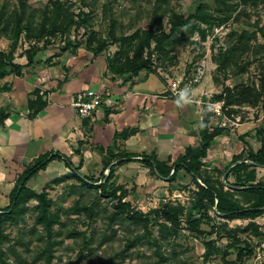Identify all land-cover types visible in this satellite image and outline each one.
<instances>
[{
	"label": "rangeland",
	"instance_id": "1",
	"mask_svg": "<svg viewBox=\"0 0 264 264\" xmlns=\"http://www.w3.org/2000/svg\"><path fill=\"white\" fill-rule=\"evenodd\" d=\"M54 1L61 7L59 23L66 18L81 21L85 18L83 14L89 16L94 32L92 46L97 48L99 44L104 45L100 56L105 57L109 66L136 59L147 61L145 70L158 74L173 91H185V97L197 98L202 111L203 107L209 106L211 127L222 131L215 138L217 143H213V152L220 145L225 149L234 147V139L246 142L244 136L239 135L243 129L248 130L251 139L249 151L260 147L258 131L264 130L262 104L224 108L223 101L213 100L222 94L227 97V88L233 90L240 86L259 84L264 66V0H259L257 6L245 4L244 0H0V6L6 8L10 19L14 20L15 15L25 11L26 22L33 23L32 33L38 35L44 32L45 35L30 39L24 32L15 53V61L26 57V52L33 47L54 49L57 52L77 50L68 46L77 35V42L83 43L79 48H85L89 34L84 35L83 29L79 33H74V26L65 32L56 30L57 9L52 5ZM174 15L181 16L179 28L185 33L183 41L176 43L162 37L163 33H170ZM42 23H45V30H41ZM241 35L245 36L243 44L239 42ZM10 46L11 40L0 35V52L8 53ZM231 48L234 49L233 53L229 52ZM228 54L232 59L226 65L224 61ZM127 75L130 74L120 76ZM228 154L224 152L219 157L218 166L208 169L207 162L204 167L205 175L215 182L222 181L225 187V181L230 183L229 180H233H227L231 169L225 172L233 159V155L226 157ZM245 156L243 153L242 158ZM150 172L159 178L158 174ZM183 174L181 172L176 183L164 185L163 191L157 193L138 194L136 186L130 192L124 185H117L116 181L112 186L125 188L128 196L124 201L131 202L137 210L145 213L166 202L181 203L191 211L196 186L191 178L190 182L185 180ZM99 176L88 175L91 178ZM64 178L68 179L57 183ZM255 178L258 182H264V169H255ZM35 190L47 193L53 202L51 210L62 221V224L54 227L59 235L53 238L57 243L53 247L51 264H103L107 261H111L110 264H155L158 261L152 242L153 237H160L159 227H150V235L141 226L129 222L113 224L110 221L112 201L101 197L100 192L94 189L81 186L72 177L71 170L65 174L52 175ZM239 199L243 205L246 204L245 197L239 196ZM37 204L36 201L28 204L30 211L25 215V221L6 228L11 243L5 245V250L15 246V254H9L11 263L47 264L44 250L48 238L44 227L36 224L38 211L34 208ZM85 207L94 208V213L90 215L83 211ZM225 222L214 218L202 224L205 235L183 230L177 237L163 241L162 252L171 258L168 264H223L224 252H228L227 260L234 264H264V225L258 224L262 232L259 237L251 232L230 235L223 228L220 234H210L213 225L224 227L226 224L230 230L247 226L249 220ZM138 236L144 238L129 255L121 257L120 253L128 242ZM210 240H215L217 250L213 251L209 260H205V242ZM246 246L253 249V254L239 259L238 249Z\"/></svg>",
	"mask_w": 264,
	"mask_h": 264
},
{
	"label": "crops",
	"instance_id": "2",
	"mask_svg": "<svg viewBox=\"0 0 264 264\" xmlns=\"http://www.w3.org/2000/svg\"><path fill=\"white\" fill-rule=\"evenodd\" d=\"M15 63L26 66L28 61L22 57ZM87 90L102 91L112 98L114 105L102 107L91 118L80 119L71 98ZM37 93L47 105L32 118L28 105L30 100L36 99ZM1 109L7 110L9 117L0 124V209L9 205V196L19 176L42 155L52 154L63 159L52 161L28 182L33 190L52 175L72 170L66 165L68 159L73 168L82 164L80 173L85 176H99L105 164L112 161L110 152L136 156L155 154L160 161L169 158L174 161L185 154L186 148L200 144L203 119L202 105L197 98L175 94L155 72L144 70L137 77L115 75L109 71L105 57L95 56L83 47L64 52L39 51L32 65L0 81ZM123 132L131 133L126 138L118 137ZM239 135L244 136L246 142L234 139L232 148L220 145L213 152L212 144L205 160L209 162L208 169L219 165V157L224 152L229 153L226 157L242 153L247 156L249 144L252 145L248 130H241ZM139 159L115 167L113 182L124 185L130 192L136 186L138 194L163 191L168 181L152 176ZM118 161L113 160L106 172ZM243 162L254 166L250 161L237 164ZM250 170L242 171L241 175H248ZM47 172L49 174L41 178ZM181 172L190 182L191 176ZM229 174L228 178L233 180H229L226 187L243 190L244 187L234 186L239 174ZM255 222L263 226L264 214Z\"/></svg>",
	"mask_w": 264,
	"mask_h": 264
},
{
	"label": "trees",
	"instance_id": "3",
	"mask_svg": "<svg viewBox=\"0 0 264 264\" xmlns=\"http://www.w3.org/2000/svg\"><path fill=\"white\" fill-rule=\"evenodd\" d=\"M250 1V2H249ZM259 0H244L245 4L258 5ZM53 7H56L55 14V26L57 31H68L71 27L74 28V33H79L81 29L85 34H89V39L85 45V49L92 52L95 56L101 54L104 45L99 44L97 48H93L92 43L94 41V32L91 29L89 22V16L83 14L85 18L81 21H75L71 18H66L62 22H58L60 16V5L56 1L52 2ZM15 19H10V15L5 7L0 6V35H4L11 40L10 51L0 52V81L11 73L20 74L24 67H28L33 64L37 54L42 49L39 47L30 48L26 52L27 65L22 66L15 63V53L17 51L21 35L25 32L30 39L42 38L45 35L43 33L34 35L31 21L26 22L25 11L23 14L15 15ZM181 16L174 15L171 18L172 28L169 34H162V37L166 40H172L174 43L183 41L185 33L180 30L179 22ZM32 20V19H31ZM27 23V24H26ZM41 30H45V23L41 24ZM264 37V30L262 31ZM77 35L74 41H70L68 46H73L76 49L80 47L82 41L77 42ZM245 38L244 35L239 37V42ZM174 39V40H173ZM264 48V44L262 45ZM235 48V47H234ZM237 49V48H236ZM229 52L233 53L234 49H230ZM231 56L228 54L224 63L228 65L231 61ZM148 65L147 61L135 60L133 62H126L118 66H109L108 69L115 75L130 74L132 77H137L146 69ZM223 65V62H221ZM228 96L223 94L215 96L213 101L224 102V108L231 107L233 105L252 104L258 106L262 104L264 110V66L263 72L260 75L259 84L253 86H240L233 90L226 89ZM47 105V102L42 100V97L38 96L35 100L29 101V110L31 117L34 118L40 111H42ZM210 107H203L202 111V124L200 129V144L197 147L186 148L185 154L172 161L169 158L167 161H160L155 154L147 155L142 154L139 156L133 154L115 155L110 152V160H120L113 165L106 174V170L109 168L111 162L105 164L104 171L97 178H91L80 174L82 164L73 168L71 161L66 160L67 167L72 168L71 175L75 178L81 186L94 189L100 192L101 197H107L112 201L113 211L110 217V221L113 224L119 222H129L135 226H141L150 233V227H159L160 237H153L152 245L156 248V254L158 255V261L155 264H168L171 260L170 257L162 252L163 241L177 237L181 231L188 230L198 235H205L206 232L201 229V226L205 222H211L214 218H220L224 221H237V220H249L247 226L243 228L228 229V225L224 224V227L219 225H213L211 235L220 234L222 228L230 235L242 233H253L256 237L262 235L260 228L255 220L264 214V183L259 181L256 183L255 169L256 167H264V130L258 131V142L260 147L257 150L248 151L245 158H242V154L235 155L230 164L226 166V171L230 167L236 164L230 171V173H238L239 179L237 187H244L243 190L225 189V185L222 181L215 182L208 175L204 173L205 160L209 156V150L212 147L215 138L221 135L222 131L211 127ZM9 117V113L5 109L0 110V124ZM131 132H123L118 135L120 138H126ZM140 157V161L146 168L150 169L154 174H158L159 177L167 178L168 183H176L179 179L181 171H185L192 178V182L196 186L194 192L193 206L191 211L181 203L174 204L172 202H166L159 207L150 210L145 213L137 210L131 202L124 201L128 196V191L119 186H112L115 167L125 165L129 162L135 161V158ZM63 157L52 156V154H45L37 158L32 165L26 168L24 173L19 176L15 188L9 196V205L0 209V264H14L10 262L9 254H15V246H10L8 250H5V245L11 243L10 236L6 234V228L9 225H19L25 221V215L30 211L28 204L31 201H36L38 204L34 210L38 211L36 218V224L42 225L45 229L48 241L47 247L44 252L47 254V264H51L53 247L57 242L53 241L55 235H59L54 230L55 225L62 224L61 218L58 214L51 210L53 206L52 200L47 197L46 192L39 193L28 186V182L36 176L40 171L45 170L52 161ZM239 161H250L256 166H251L245 162L237 164ZM250 168H253L250 170ZM248 175H241L242 171H248ZM230 175V174H229ZM228 175V177H229ZM227 177V180H228ZM68 178L60 179L57 183H60ZM111 186L113 189H111ZM240 197L246 198V204L243 205L239 199ZM90 215L94 213V208H82ZM81 209V210H82ZM79 211V210H77ZM214 214V216L212 215ZM225 222V223H226ZM142 236L135 237L134 240L128 242L127 246L122 250L120 256L125 258L132 249H135L139 242L142 240ZM23 247H27L22 244ZM206 253L204 259L209 260L213 255V251L217 250L215 240L205 242ZM253 254V249L250 246L238 249V258L241 259L244 256L250 257ZM228 252H224L223 264H234L227 260ZM111 261H107L103 264H110Z\"/></svg>",
	"mask_w": 264,
	"mask_h": 264
},
{
	"label": "built area",
	"instance_id": "4",
	"mask_svg": "<svg viewBox=\"0 0 264 264\" xmlns=\"http://www.w3.org/2000/svg\"><path fill=\"white\" fill-rule=\"evenodd\" d=\"M175 94L185 97V91H173ZM71 105L75 109L80 119H88L93 117L104 106L111 107L114 105L112 98L106 96L102 91L87 90L74 95L71 98ZM264 248V241H263Z\"/></svg>",
	"mask_w": 264,
	"mask_h": 264
},
{
	"label": "water",
	"instance_id": "5",
	"mask_svg": "<svg viewBox=\"0 0 264 264\" xmlns=\"http://www.w3.org/2000/svg\"><path fill=\"white\" fill-rule=\"evenodd\" d=\"M252 165H255L256 166V164H254V163H252V162H250ZM227 176V174L225 175V177ZM162 178V177H161ZM162 179H165V180H168L167 178H162ZM225 184L227 185V186H229V184H228V182H226L225 181Z\"/></svg>",
	"mask_w": 264,
	"mask_h": 264
}]
</instances>
